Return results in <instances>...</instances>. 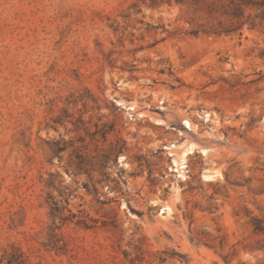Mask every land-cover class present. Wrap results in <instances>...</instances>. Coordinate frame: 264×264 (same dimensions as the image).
I'll return each instance as SVG.
<instances>
[{"label": "rangeland", "instance_id": "374dc122", "mask_svg": "<svg viewBox=\"0 0 264 264\" xmlns=\"http://www.w3.org/2000/svg\"><path fill=\"white\" fill-rule=\"evenodd\" d=\"M195 1L0 0V259L264 264V25Z\"/></svg>", "mask_w": 264, "mask_h": 264}, {"label": "trees", "instance_id": "16d2710c", "mask_svg": "<svg viewBox=\"0 0 264 264\" xmlns=\"http://www.w3.org/2000/svg\"><path fill=\"white\" fill-rule=\"evenodd\" d=\"M195 3L198 5L204 4L206 6V14L209 19L213 20L217 16L225 17L227 21L230 22V25L224 26L222 22H219L218 27L191 32V35L194 36L200 33L215 36L230 35L241 31L247 23L252 30H255L258 26L261 27L264 25V0H196ZM248 12H255L256 14H249L247 20L244 21ZM258 20L259 23L257 22ZM120 150L121 148L117 150V154L121 152ZM72 218H74V216ZM251 224L256 233L264 234V219L254 217ZM207 237L208 236L198 234L192 238V241L209 246V244H211L208 242L209 240H204L207 239ZM216 240L217 238L213 239L212 242ZM220 245L223 249V242ZM231 261L232 260H229L227 263H231ZM0 262L2 264H30L29 259L22 252L21 248L15 244H12L9 249H4ZM132 264H134L133 261Z\"/></svg>", "mask_w": 264, "mask_h": 264}, {"label": "bare ground", "instance_id": "6f19581e", "mask_svg": "<svg viewBox=\"0 0 264 264\" xmlns=\"http://www.w3.org/2000/svg\"><path fill=\"white\" fill-rule=\"evenodd\" d=\"M194 149V148H193ZM191 150V149H190ZM189 151H187L186 153H184V158H186L187 156H189ZM191 153V152H190ZM184 161V160H183ZM173 163L178 167L179 163L177 161H173ZM182 164V163H181ZM185 166V165H184ZM207 179H211V177H206Z\"/></svg>", "mask_w": 264, "mask_h": 264}]
</instances>
